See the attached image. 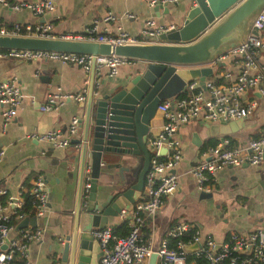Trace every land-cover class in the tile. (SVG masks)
I'll return each instance as SVG.
<instances>
[{
    "label": "crops",
    "instance_id": "crops-1",
    "mask_svg": "<svg viewBox=\"0 0 264 264\" xmlns=\"http://www.w3.org/2000/svg\"><path fill=\"white\" fill-rule=\"evenodd\" d=\"M7 1V5L0 2V25L11 27L16 23L48 21L52 25V32L59 36L82 32L94 22L101 33L113 32L121 26L135 35L140 34L149 18H153L157 25H179L187 4L192 0L169 1L167 11L164 12L161 7L157 16L147 11L149 0H53L55 8L42 15H34L28 8L15 9L11 6L12 2L34 0ZM109 12L116 17L105 20ZM19 34L25 35L26 32L21 29ZM153 40L160 38L157 36ZM206 64L211 65L210 76L216 79L221 78L224 69L235 67L229 59ZM143 66L144 62L132 60L127 65H120L115 76H109L103 69L101 76L94 78L95 89L100 92L125 84ZM9 79L16 80L23 96L16 115L6 125L3 124L0 104V148L5 150L0 159V186L14 192L27 188L37 176L43 177L48 190V208L41 216H31L36 217L35 226L42 227L44 231L40 238L28 242L27 258L33 264H58L57 249L66 234L72 232L75 210L80 199L79 156L71 154L73 144L71 147H56L31 134L59 130L72 139L80 140V118L84 113V105L81 103L86 102L87 94L82 101L66 99L49 110H42L41 105L49 93H75L86 86L88 91L89 83L84 84L85 72L81 66L53 59L0 60V81ZM74 117L78 118V123L76 132L71 134L68 128ZM163 121L162 114L156 110L150 121L149 137L161 130ZM262 127L264 97L258 100L248 117L228 121L198 118L179 127L182 158L173 169L179 175L177 188L165 197L155 216L152 230L154 248L158 247L167 230L176 222H187L197 227L201 236H210L219 242L230 230L248 232L261 228L264 231V160L258 164L224 166L217 171L208 191L198 189L195 177L189 171L201 151L209 146H205L209 141L216 142L222 137H228L233 145L244 143ZM89 171L87 165L84 175ZM123 174L125 182L131 179L126 172ZM98 183L101 188L112 191L119 188L124 179L116 168L102 166ZM83 197L82 192L80 203H85L86 198ZM125 217L122 214L112 216L108 225L114 228L126 223ZM26 227L34 226L28 224ZM143 230L145 236L151 233L148 226ZM145 264H148V258ZM155 264H159L158 259Z\"/></svg>",
    "mask_w": 264,
    "mask_h": 264
},
{
    "label": "built area",
    "instance_id": "built-area-1",
    "mask_svg": "<svg viewBox=\"0 0 264 264\" xmlns=\"http://www.w3.org/2000/svg\"><path fill=\"white\" fill-rule=\"evenodd\" d=\"M157 0H149L153 5ZM177 1V0H160ZM8 4L7 0H0ZM15 9L28 8L34 15H42L55 8L53 0H34L12 2ZM109 12L105 20L115 18ZM173 24L157 25L153 18L146 20L140 34L135 35L123 27H117L113 32L101 33L97 23L85 27L82 32L65 33L60 37L88 39L121 44L126 42L155 41L159 33L172 28ZM56 36L48 21L14 24L11 27L0 25L1 34ZM42 60L53 59L61 63L79 65L85 72L84 84L89 83V72L94 63L95 74L100 75L103 69L109 76L118 73L120 65H127L132 60L115 53L92 54L70 51H54L42 49L0 48V60ZM229 59L235 67L224 69L221 78L205 77L203 86L198 79L186 83L182 91L184 95H176L162 100L157 110L164 121L161 130L148 138L151 151L149 167L145 174L143 189L133 208L126 213V234H117L111 225L103 228L93 227L92 236L98 239L101 250L98 264H145L152 252H156L159 264H196L186 262V255L193 253L212 264H264V231L257 228L248 232L230 230L222 241L210 236H201L195 228L188 239L181 238L186 232L193 230V225L187 222H176L167 230L157 248L153 243V227L155 216L161 208L166 196L177 188L178 174L173 170L182 158V141L178 134L179 127L191 120L201 118L207 121H219L248 117L257 106L258 100L264 97V8L254 17L245 38L237 45L227 49L217 56L216 60ZM214 61V62H215ZM87 86L78 92L49 93L42 110L57 107L66 99L84 100ZM23 93L15 79L0 81V104L2 105L3 124L14 118ZM78 118L74 117L69 125V133L76 132ZM39 139L47 140L56 147L80 148V142H72L71 136L62 134L59 130H49L40 134H31ZM165 151L159 154V149ZM5 150L0 148V159ZM264 127L244 143L231 144L228 137H222L214 144L204 148L199 157L191 165L189 171L195 177L197 187L208 191L213 185V179L218 170L226 165L258 164L264 160ZM90 187V174L85 173L82 192L86 198ZM33 196V214L41 216L48 208V190L45 180L37 176L28 188L9 191L0 186V264H33L27 258V244L40 238L43 228L39 226L15 229L16 223L25 217L21 211L24 203V193ZM83 197V198H84ZM84 200V199H83ZM11 208L9 209V207ZM14 217V219L12 218ZM125 217V218H126ZM148 226L151 233L145 236L143 228ZM168 237L176 238L175 246H169ZM63 242L66 238L62 239ZM242 255V256H241Z\"/></svg>",
    "mask_w": 264,
    "mask_h": 264
},
{
    "label": "water",
    "instance_id": "water-1",
    "mask_svg": "<svg viewBox=\"0 0 264 264\" xmlns=\"http://www.w3.org/2000/svg\"><path fill=\"white\" fill-rule=\"evenodd\" d=\"M167 1L157 0L147 9L158 15ZM264 8V0H192L182 14L181 24L158 34L160 40L149 42H111L66 38L1 34L0 48L42 49L78 53H115L144 62L140 71L125 84L97 91L94 86V63L89 72V88L80 118L82 138L71 154L79 156L81 179L80 199L70 234L58 249V264H97L101 250L92 236L93 227L103 228L109 219L133 208L144 185L151 151L148 147L150 121L157 105L182 91L184 85L198 79L203 86L212 75L211 65L219 54L241 42L255 15ZM101 81V79H100ZM83 120V121H82ZM73 146V145H72ZM165 147L159 149V154ZM264 157V154H263ZM103 163V164H102ZM89 165L90 187L85 203H80L83 176ZM116 168L124 183L115 190L101 188L98 183L101 167ZM131 178L125 182L124 172ZM202 194L204 192H201ZM11 206L9 207V209ZM36 225L35 216L20 219L15 229ZM156 252L148 257L155 264Z\"/></svg>",
    "mask_w": 264,
    "mask_h": 264
},
{
    "label": "trees",
    "instance_id": "trees-1",
    "mask_svg": "<svg viewBox=\"0 0 264 264\" xmlns=\"http://www.w3.org/2000/svg\"><path fill=\"white\" fill-rule=\"evenodd\" d=\"M184 94H186V91H181V92H179L178 95H184ZM214 143L215 142H213V141L212 142L209 141L207 144H205V146L210 145V144H214ZM0 199L4 200L3 195H0ZM32 201H33V196L27 192L24 193V203H23L21 211L24 212L25 215L28 217L33 215V210H32L33 202ZM12 218L14 219L13 216H12ZM195 228H197V227L193 226V230L191 229L190 231L186 232L183 236H181V238L188 239L191 236L192 231L195 230ZM113 229L117 234L123 235V234H126L128 232L129 228L127 227L126 223H122L119 226L114 227ZM176 240H177L176 238L168 237L169 246H175ZM191 261H194L196 264H212L208 260H206L202 257H196L193 253H188L186 255V262L190 263Z\"/></svg>",
    "mask_w": 264,
    "mask_h": 264
}]
</instances>
